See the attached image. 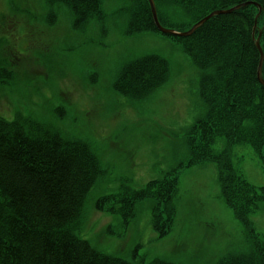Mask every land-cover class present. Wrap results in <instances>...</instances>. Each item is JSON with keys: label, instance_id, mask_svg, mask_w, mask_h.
<instances>
[{"label": "rangeland", "instance_id": "obj_1", "mask_svg": "<svg viewBox=\"0 0 264 264\" xmlns=\"http://www.w3.org/2000/svg\"><path fill=\"white\" fill-rule=\"evenodd\" d=\"M51 3L0 0V68L11 72L10 82L0 85V116L13 120L21 114L101 151L106 183L99 181L87 197L81 238L138 264L156 258L217 264L244 247L243 226L223 201L218 170L211 162L182 172L175 222L164 238L153 230L148 201L137 205L138 216L127 229L118 218L95 209L101 197L119 191L125 183L121 179L143 187L186 156L189 129L202 111L201 71L183 46L162 32H131L140 0H100L101 14L78 24L71 4ZM250 5L256 4L241 8ZM256 6L258 28L264 19ZM167 9L174 22L190 19L178 7ZM148 54L169 61L168 80L145 100L119 94L113 82L121 68ZM223 143L219 140L215 149ZM234 153L239 172L264 186V151L259 155L251 145L241 144ZM260 207L252 220L264 238V203ZM108 225L114 233L107 231Z\"/></svg>", "mask_w": 264, "mask_h": 264}, {"label": "trees", "instance_id": "obj_2", "mask_svg": "<svg viewBox=\"0 0 264 264\" xmlns=\"http://www.w3.org/2000/svg\"><path fill=\"white\" fill-rule=\"evenodd\" d=\"M249 1L261 6L264 19V0L155 3L163 26L185 32L213 11H227ZM51 2L71 4L79 16L76 24L101 14L100 0ZM173 6L190 19L172 21L167 7ZM256 12L258 7L250 5L218 14L189 36L163 33L180 43L201 71L202 111L189 129L186 156L143 187L121 179L125 183L119 191L101 197L95 208L118 218L127 229L138 216L137 205L148 201L153 230L164 238L175 222L182 172L211 162L218 170L222 199L242 224L245 237L244 247L228 252L217 264H264V238L252 220L264 203V186L250 183L234 162L237 145L249 144L259 155L264 151V86L257 76L261 55L256 46L262 32L264 50V23L256 28ZM128 28L133 34H162L148 0H140ZM169 72L165 57L148 54L125 64L113 87L127 98L145 100L168 80ZM9 74L0 68V85L10 82ZM221 139L223 147L216 150ZM100 154L88 142L21 114L13 120L0 116V264H138L107 254L79 235L89 193L99 181L106 183L107 168ZM107 228L114 233L112 226ZM148 264L178 263L156 258Z\"/></svg>", "mask_w": 264, "mask_h": 264}, {"label": "water", "instance_id": "obj_3", "mask_svg": "<svg viewBox=\"0 0 264 264\" xmlns=\"http://www.w3.org/2000/svg\"><path fill=\"white\" fill-rule=\"evenodd\" d=\"M148 1L150 3V7H151L152 14H153L154 22H155L156 27L158 28V30L160 32L164 33V34H171V35H175V36H189L197 28H199L201 25H203L207 20H209L213 16H216L218 14L230 13V12H232L234 10H237V9L241 8L242 6H245V5L249 4V3H255V2H248V3H245V4L243 3V4H240V5H237V6L233 7L230 10H227V11H225V10L213 11L211 14H209L208 16H206L202 20H200L198 23H196L190 30L185 31V32H179V31H177L175 29L164 27L161 24V22L159 20V17H158V11H157L155 0H148ZM255 4L258 5L261 8V6L258 3H255ZM261 36H262V32H260V34H259V36H258V38L256 40V46L259 49L260 55H261L257 76H258L259 82L264 86V79L262 77V67H263V63H264V52H263V49H262V46H261V42H260Z\"/></svg>", "mask_w": 264, "mask_h": 264}, {"label": "bare ground", "instance_id": "obj_4", "mask_svg": "<svg viewBox=\"0 0 264 264\" xmlns=\"http://www.w3.org/2000/svg\"><path fill=\"white\" fill-rule=\"evenodd\" d=\"M233 12V11H232Z\"/></svg>", "mask_w": 264, "mask_h": 264}]
</instances>
